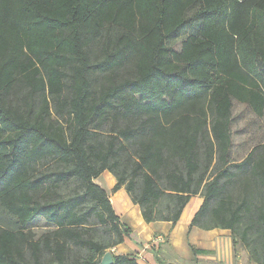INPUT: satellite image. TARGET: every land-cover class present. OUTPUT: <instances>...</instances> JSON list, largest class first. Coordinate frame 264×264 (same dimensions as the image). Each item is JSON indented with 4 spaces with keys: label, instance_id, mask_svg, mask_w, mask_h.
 Returning a JSON list of instances; mask_svg holds the SVG:
<instances>
[{
    "label": "trees",
    "instance_id": "16d2710c",
    "mask_svg": "<svg viewBox=\"0 0 264 264\" xmlns=\"http://www.w3.org/2000/svg\"><path fill=\"white\" fill-rule=\"evenodd\" d=\"M235 101L264 117V0H0V206L17 225L0 264H101L131 233L105 172L147 224L201 196L190 230L230 231L264 264V142L233 159ZM39 219L55 229L36 240Z\"/></svg>",
    "mask_w": 264,
    "mask_h": 264
},
{
    "label": "crops",
    "instance_id": "0c3cea01",
    "mask_svg": "<svg viewBox=\"0 0 264 264\" xmlns=\"http://www.w3.org/2000/svg\"><path fill=\"white\" fill-rule=\"evenodd\" d=\"M235 107L250 110L246 104L236 101L234 109ZM233 159L235 160V151ZM106 179L110 181L108 189L112 190L116 184L115 179L109 174H106ZM112 195L114 199L110 197V201L120 218V223L129 228L131 233L129 237H125L123 244L111 249V253L118 251L120 255H134L139 264L143 262L146 264H180L183 261L192 264L198 262L199 257L201 261L207 260L210 264H249L248 255L245 252L235 251L230 231L219 229L206 231L196 227L190 230V223L202 205V201L195 206L192 212H188V207L194 200L192 199L181 221L173 226L169 222L145 223L140 207L132 203L125 189L112 193ZM186 217L188 221L185 220ZM183 221L186 222V226L181 224ZM158 237L165 238V242L153 246L151 242ZM192 247L197 251L196 253L193 252ZM219 254H221V263L215 261Z\"/></svg>",
    "mask_w": 264,
    "mask_h": 264
},
{
    "label": "rangeland",
    "instance_id": "374dc122",
    "mask_svg": "<svg viewBox=\"0 0 264 264\" xmlns=\"http://www.w3.org/2000/svg\"><path fill=\"white\" fill-rule=\"evenodd\" d=\"M233 116L235 118V121L233 124L235 161L241 162L255 146H258L264 142V117L259 118L255 114H253L248 108L243 110V109H240L239 107H235L233 111ZM106 174L111 175L115 179V177L112 174H110L109 172H105L103 175L100 176V178L96 180V183L101 188L106 190V192L109 194V198L111 197L112 199H114V196L112 195L113 189L112 190L108 189V186L110 185V181L106 179ZM116 181L117 180L115 179V182ZM67 191L69 190L63 189L62 193L65 194ZM192 199L194 200H193V203L188 207V212L190 211L192 212L195 206L199 204L201 201L203 203V198L201 196H197ZM115 207L116 209H118L117 205ZM185 220L188 221L187 217L185 218ZM181 224L183 226H186V222L184 221ZM0 226L6 229H10V230L17 229V225L15 224L14 219L11 218L1 208V206H0ZM28 229H30L34 233L36 240H38L44 237V235L52 232L55 229V227L39 219V220H36L34 223L30 224L28 226ZM95 239L98 241L103 240L106 242V236L102 235L101 233H99ZM149 245H151V243ZM237 251L245 252L248 255L247 251L242 247H239ZM108 252H111V251H108ZM112 253L115 256L120 255L118 251H115ZM75 255L76 257L85 259L89 255V253L85 250H77L75 252ZM97 259L102 260L103 257L101 258L98 256ZM148 259L150 258L148 257ZM215 261L218 263L222 262L221 254H219V257H217ZM248 263L254 264L249 261V256H248ZM143 264H146V263L143 262ZM180 264H189V263H186L183 261ZM192 264H210V263L207 262V260L201 261V258L199 257V261L192 263Z\"/></svg>",
    "mask_w": 264,
    "mask_h": 264
},
{
    "label": "water",
    "instance_id": "95a60500",
    "mask_svg": "<svg viewBox=\"0 0 264 264\" xmlns=\"http://www.w3.org/2000/svg\"><path fill=\"white\" fill-rule=\"evenodd\" d=\"M113 263H114L113 254L111 252H107L104 255L103 259L101 260V264H113Z\"/></svg>",
    "mask_w": 264,
    "mask_h": 264
},
{
    "label": "built area",
    "instance_id": "2783aa9c",
    "mask_svg": "<svg viewBox=\"0 0 264 264\" xmlns=\"http://www.w3.org/2000/svg\"><path fill=\"white\" fill-rule=\"evenodd\" d=\"M165 238L163 237H158L157 239L153 240L151 243L153 246L159 245L160 243H164Z\"/></svg>",
    "mask_w": 264,
    "mask_h": 264
}]
</instances>
